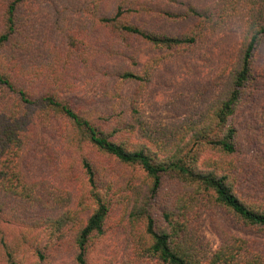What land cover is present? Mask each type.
Segmentation results:
<instances>
[{
    "label": "trees",
    "instance_id": "obj_1",
    "mask_svg": "<svg viewBox=\"0 0 264 264\" xmlns=\"http://www.w3.org/2000/svg\"><path fill=\"white\" fill-rule=\"evenodd\" d=\"M233 20L189 98L154 104L157 73L204 62ZM260 63L264 0H0V264H109L120 228L135 261L264 264ZM88 87L92 106L67 97Z\"/></svg>",
    "mask_w": 264,
    "mask_h": 264
},
{
    "label": "rangeland",
    "instance_id": "obj_2",
    "mask_svg": "<svg viewBox=\"0 0 264 264\" xmlns=\"http://www.w3.org/2000/svg\"><path fill=\"white\" fill-rule=\"evenodd\" d=\"M240 23L238 21H231L225 28L219 32V37H217L216 48L212 49L210 46L205 48L203 51L204 62H197L196 66L189 67L186 64H178L172 67H166L165 71L161 70L157 73L156 79L150 87V100L156 104L163 101L172 93H180L182 98L186 101L191 91L193 90L194 81L201 80L204 78L205 74H208L212 67L215 65L217 58L225 55L231 43H233L240 35ZM220 48V49H219ZM217 49V50H215ZM202 53V52H201ZM198 59V58H194ZM198 60H192L196 62ZM256 85V90H259L264 97V65L259 64L257 70L255 71L254 86ZM255 102L260 99V94L256 93ZM67 97L74 103L80 106H92L94 104V99L97 97L96 88H82L76 92L67 94ZM254 102H250L252 104ZM246 102L243 108L239 111L241 115L242 124L244 126L239 127V141L242 145L247 146L248 150L251 151V147L255 146L257 143V138L261 137L263 140L262 132L256 128L257 125L251 122V118L248 112V107L250 106ZM157 105V104H156ZM147 118L151 121H159L162 123L173 122L176 120V116L166 112L163 113H147ZM161 123V124H162ZM247 123H251L249 128ZM252 127V128H250ZM250 141V142H249ZM42 173V171H41ZM112 229V228H111ZM207 239L212 243L216 244L217 239L210 230L209 223L206 222L203 228ZM111 231V230H110ZM113 235V234H112ZM109 236L106 241L99 244V251L96 253L98 255V260L101 263L109 264H159L153 259H143L140 261H135L132 259V254L130 252V242L128 243V229H117L114 236Z\"/></svg>",
    "mask_w": 264,
    "mask_h": 264
}]
</instances>
